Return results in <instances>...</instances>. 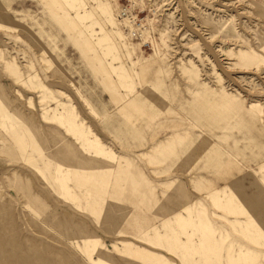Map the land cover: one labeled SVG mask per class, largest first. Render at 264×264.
I'll return each mask as SVG.
<instances>
[{"label":"rangeland","instance_id":"374dc122","mask_svg":"<svg viewBox=\"0 0 264 264\" xmlns=\"http://www.w3.org/2000/svg\"><path fill=\"white\" fill-rule=\"evenodd\" d=\"M0 264H264V0H0Z\"/></svg>","mask_w":264,"mask_h":264},{"label":"bare ground","instance_id":"6f19581e","mask_svg":"<svg viewBox=\"0 0 264 264\" xmlns=\"http://www.w3.org/2000/svg\"><path fill=\"white\" fill-rule=\"evenodd\" d=\"M108 13H110V12H108Z\"/></svg>","mask_w":264,"mask_h":264}]
</instances>
